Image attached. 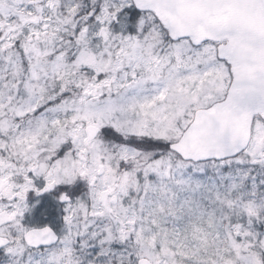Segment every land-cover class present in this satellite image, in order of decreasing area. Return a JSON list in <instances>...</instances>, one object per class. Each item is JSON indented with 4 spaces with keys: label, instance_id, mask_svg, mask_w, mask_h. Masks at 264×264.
Masks as SVG:
<instances>
[{
    "label": "snow or ice",
    "instance_id": "snow-or-ice-1",
    "mask_svg": "<svg viewBox=\"0 0 264 264\" xmlns=\"http://www.w3.org/2000/svg\"><path fill=\"white\" fill-rule=\"evenodd\" d=\"M0 264H264V0H0Z\"/></svg>",
    "mask_w": 264,
    "mask_h": 264
}]
</instances>
